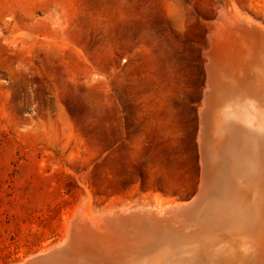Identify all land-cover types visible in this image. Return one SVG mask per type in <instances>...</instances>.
<instances>
[{
	"label": "rangeland",
	"instance_id": "rangeland-1",
	"mask_svg": "<svg viewBox=\"0 0 264 264\" xmlns=\"http://www.w3.org/2000/svg\"><path fill=\"white\" fill-rule=\"evenodd\" d=\"M221 12L264 27V0H0V264L196 193Z\"/></svg>",
	"mask_w": 264,
	"mask_h": 264
},
{
	"label": "bare ground",
	"instance_id": "bare-ground-1",
	"mask_svg": "<svg viewBox=\"0 0 264 264\" xmlns=\"http://www.w3.org/2000/svg\"><path fill=\"white\" fill-rule=\"evenodd\" d=\"M219 14L220 24L210 37L213 49L206 52L199 146L201 158L212 165L219 161L215 150L228 147L227 156L218 152L224 161L221 182L212 185L201 211L158 230L154 242L144 247L131 240L136 236L131 219L132 225L123 218L112 224L103 222L102 214L77 211L75 217L93 220L99 230L89 236L78 233L75 248L87 247L88 240L95 245L83 258L85 264H264V27ZM229 94L243 98L245 105L224 101ZM100 242L104 249L97 251Z\"/></svg>",
	"mask_w": 264,
	"mask_h": 264
},
{
	"label": "water",
	"instance_id": "water-1",
	"mask_svg": "<svg viewBox=\"0 0 264 264\" xmlns=\"http://www.w3.org/2000/svg\"><path fill=\"white\" fill-rule=\"evenodd\" d=\"M212 49L213 45H211L210 47V50ZM203 118L204 114L202 112V114L200 115V119ZM200 138H202V133L200 135ZM199 148L202 155V153H204L203 149L200 146ZM218 152L220 153L219 150ZM201 159L202 165L200 168V185L196 193L189 200L181 203L180 205H173L159 212H157L155 209H118L110 215L106 213L100 215V219L103 222L110 221L112 222V224H114L120 218H123V220L127 219L126 221L128 222H125L124 224L127 223L132 225L131 222H135L134 226L132 225V232L136 236L131 239L132 242L139 247L148 246L149 244L154 242L153 238L155 237V234L156 232H158V230L167 229L169 228V226L174 227L178 223H180V220L183 217L201 211L203 206L206 205L205 199L212 185L216 182H221L223 173L221 172L220 168L223 167L224 161L219 159V161H217L215 165H212L211 162H207L204 158ZM129 219H131V222H129ZM104 230L105 229H102V232ZM79 231H81V233H83V231H87L85 234L86 236H89L91 234L93 235L99 230L97 229L96 224L93 220L77 215V217L73 218L70 222V231L68 233L66 241L63 244L56 246L43 254H37L33 258H27L21 264L87 263V261H85L83 258L85 257V255H89V252H91L92 247H94L95 245L91 240H88L87 247L79 249L75 248L76 245L74 244L76 242V239L79 237ZM262 233V237L264 238V231H262ZM258 237L260 239L261 236ZM103 238L104 236L101 237V240L104 242ZM95 249H97V251H102L104 249V244L100 242Z\"/></svg>",
	"mask_w": 264,
	"mask_h": 264
}]
</instances>
